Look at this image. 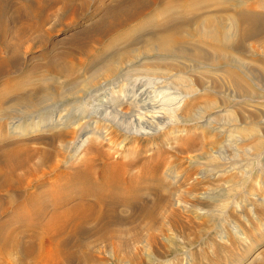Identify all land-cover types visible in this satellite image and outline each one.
Here are the masks:
<instances>
[{
  "label": "rangeland",
  "instance_id": "1",
  "mask_svg": "<svg viewBox=\"0 0 264 264\" xmlns=\"http://www.w3.org/2000/svg\"><path fill=\"white\" fill-rule=\"evenodd\" d=\"M86 1L89 5L84 17L75 20L72 26L63 27L59 32L54 31L51 36V42L55 43V46L50 47L52 52L59 55L71 53V61L75 64L79 56L73 51L71 42L81 38L82 43L90 42L94 35L87 34L88 29L100 16L91 19L88 15L95 7L102 8L117 0ZM199 1L203 8L211 6L217 7L218 10L225 4L224 0ZM58 7L59 5L55 9ZM171 14L174 20L178 19L174 10ZM52 16L50 24L56 21L55 16ZM261 16L264 18V13H261ZM154 18L151 20L154 21ZM61 19V23L67 22L65 17ZM156 19L159 21L163 17L156 16ZM137 25L140 26V23L131 24L133 29L128 27L129 29L122 30L125 31L123 34L128 35L127 43L152 31L148 25L142 29H134ZM29 42L31 45L35 43L34 36L30 37ZM261 43L264 44V38L260 42H250L249 46L246 44L245 54L240 57L243 62H247L244 65H247V69L254 73L255 77L251 83L255 94L246 98L247 101L226 90V83L217 78V67L212 69L205 64V69L204 64H200L199 67L193 68L191 63L176 60L175 63L183 62L180 63L179 71L169 68L147 71L143 68H146L145 63H149L152 57L149 54L144 60L140 59L142 66H139V63L131 66L134 68L128 72L129 75L122 74L118 78L120 81L107 85L109 91L106 98L94 95L97 92L93 91L103 83V80L99 79L97 86H91L92 89L89 87V90L82 92V87H77L76 92H79L76 97H68L59 104L55 103L57 105L54 102L49 106L44 105L39 111L41 116L27 120L23 118L24 125L16 128L24 134L20 137L9 138V129L4 125L2 138H7L4 141L20 142L19 144L26 146L24 148L34 152L30 157H34L33 161L29 159L31 163L28 161V165L34 163L30 167L38 166L39 171L36 170V173H39L40 169L42 171L44 166V170L46 167L48 170L55 162L58 163L57 169L74 166L82 163L88 156L96 158L95 162L93 160L96 166L100 157L93 156L94 152L89 149L96 145L99 153L110 156L113 161L125 162L126 169L129 166L127 174L130 176L123 182L135 192L136 201L133 199V202H129L130 205L115 203V208L113 206L110 209L105 207L106 213H114V223L87 221L88 223L80 224L77 231H71L73 234L69 228L65 229L66 232L59 237L68 238V245H71L77 254L68 264H264V71L259 64V61L264 60V46ZM134 47L140 49L138 45ZM206 49L208 54L211 53ZM39 52L38 48H33L26 54L21 52L17 64L15 63L18 73L25 66L39 64V60L33 61ZM39 69L41 72L36 71L30 78L31 81H37L40 77L45 80L48 77L42 67ZM16 73L13 74L16 76ZM4 80L5 76L0 75V83ZM47 80L43 83L51 86L50 80ZM60 83L67 82L60 79ZM138 88L142 89L141 92ZM127 90L132 91V95L136 91L143 94L134 96L136 98L133 104L137 106V114L112 118L108 113L109 105L126 95ZM10 99L7 95L5 102ZM130 108L131 105L127 102L118 105L121 111H128ZM44 109L51 112L46 113L47 117L44 115ZM59 116L62 117L61 121ZM49 118L51 127L43 128L45 131L40 129L36 122L47 121ZM113 120L121 123L115 122V126ZM24 121L29 122L27 126ZM63 123H70L72 127L83 126L90 131L88 138L74 152L69 162L67 157L70 150L65 151L62 143L67 137L63 138L62 142L56 138L48 143L52 134L62 130ZM98 134L103 138L100 139ZM52 148L55 149L54 153ZM37 151L49 152V157H46L49 161H46V158L41 159ZM145 160L152 165L147 173L141 171ZM45 173L46 175H43L40 172L38 177L34 176L41 179L36 181L46 182L45 186L40 184L37 190L42 191L47 186L51 188L58 180L54 172L48 171L50 175L47 171ZM130 177L132 182H129ZM8 193L4 192L2 195L4 200L10 196ZM22 194L16 196V201H19ZM138 206L146 210L140 212L142 207ZM16 207L18 204L14 205V208ZM1 217L0 220H8L6 214L2 219ZM6 222L0 228V264L31 263V258H27L23 263L22 255L15 248L12 247V251H4L1 248L2 243L14 235L21 236V242L27 243L30 236L25 225L28 222L16 218H10V221ZM37 227V235L40 233L43 236ZM78 238L83 239V242Z\"/></svg>",
  "mask_w": 264,
  "mask_h": 264
},
{
  "label": "bare ground",
  "instance_id": "2",
  "mask_svg": "<svg viewBox=\"0 0 264 264\" xmlns=\"http://www.w3.org/2000/svg\"><path fill=\"white\" fill-rule=\"evenodd\" d=\"M59 1L0 0V75L5 76V80L0 83V217L6 214L8 218V220H3L1 217L0 228L4 222L10 221V218L25 220L28 222L25 229L30 236L27 243L21 242V236L9 237L10 240L3 242L1 248L4 251H12V247L15 248L22 255L23 263L27 258H31V263L28 264H62L63 262L68 264L77 254L71 245H68V238L59 237L65 229L69 228L70 232H75L80 224L87 221L112 223L116 217L112 215L114 213H106V208H112L115 203L128 205L129 202H133V199H137V196L127 186V183L123 182L130 176L127 174L129 166L126 169L125 162L113 161L109 158L110 156L99 153L100 150L95 148L97 145L89 148L94 152L93 156L100 157L96 166L94 163L96 158H90L91 156H88L91 160L87 157L80 164L62 169H57L58 163L55 162L49 166L48 170H46L47 167L45 170L49 175L54 172L58 180L51 188L47 186L42 191L37 190L36 188L40 184L45 186L46 182L36 181L37 178L34 176L38 177L40 172L46 175L45 166H40L43 170L40 169V172L36 173L38 166L30 167L34 165L33 162L30 166L28 165L29 159L33 161L34 157H30L34 152L24 148L26 146L19 144L20 142L4 141L7 139L6 137L2 138L4 125L9 129V138L20 137L24 134L17 131L16 128L24 125L23 118L27 120L41 116L39 111L44 105L48 104L49 106L52 102L59 104L60 101L68 97H76L79 92H76L77 87L81 86L82 90L80 91L83 92L96 85L99 79H102L103 83L93 91L97 92L94 95L107 97L109 91L107 85H113V82L120 81L118 78L122 74L132 71L134 67L131 68V66L138 63L139 66H142L140 59L144 60L145 56L149 54L152 57H150L149 63H145L146 68H143L147 71L160 68L179 71L180 63L183 62L175 63L176 60L191 63L193 68L199 67L200 64H204V68L206 65L212 69L217 67L215 70L219 75L217 78L226 83V90L245 100L255 94L251 84L255 77L254 73L252 74L247 69V65H244L247 62H243L240 57L245 54L246 44L253 41L260 42L264 38V18H261V13H264V0H224L225 4L221 5L219 10L217 7L211 6L203 8L199 5V0H117L102 8L95 7L88 15L91 19L97 15L100 16L92 22L91 28L88 29L87 34L94 35L90 42L82 43V38L71 42L73 51L79 56L75 64L71 61V53L66 52L59 55L52 52L53 49L50 47L55 46V43L51 42V36L54 31L59 32L63 27L72 26L75 20L84 17L89 4L86 0ZM57 5L59 7L55 9ZM173 10L178 19H173L171 14ZM50 15H53V18L55 16L56 23L50 24ZM156 16L163 17V19L157 21V19L155 20ZM61 17H65L68 23H61ZM153 17H155L154 21L151 20ZM136 22L140 23V26L137 25V28L135 26L134 29H142L148 25L151 26L152 31L127 43L128 35L123 34L125 31L122 30L133 29L130 26ZM84 32L86 34V30ZM31 36H34L35 40L33 45L29 42ZM86 36L89 37V35ZM136 45L140 49H135ZM261 45L264 46L262 43ZM205 47L211 53L208 54ZM33 48H38L40 51L33 61L37 59L40 63L25 66L26 68L19 70L18 73L15 63L20 53L26 54ZM252 53L254 54V51ZM27 62L30 63L29 60ZM259 62L264 71V60ZM41 67L48 76L46 78H49L51 86L43 83L47 80L46 78L45 80H41V77L38 80L36 78L37 81L30 80ZM15 72H17L16 76L13 74ZM60 79L66 80L67 83L61 84ZM141 90L140 88L139 91L141 92ZM139 91L132 95V91L127 90L125 98L121 96L120 99L111 103L108 112L112 115L111 117H129L137 114L138 110H135L137 106H134L133 100L136 98L134 96L140 94ZM7 95L11 97L9 102H5ZM124 102L131 105L128 111L118 109V105ZM43 111L42 114H44ZM48 112L45 111L46 117ZM109 117L106 116V118ZM60 119L62 117L59 116V121H61ZM111 121L109 120V122ZM120 121H114L115 126H117V122L121 123ZM24 123L26 125L29 122L24 121ZM36 123L40 125V129H43L50 126L51 122L49 118L47 121L40 120ZM63 124L62 130L52 134L48 143L56 138L62 142L63 138L67 137L68 139L62 143H64L65 151L70 150V155L67 157L69 162L73 158L74 152L88 138L87 134L90 131H87L83 126L72 127L70 123ZM71 125L73 124L71 123ZM98 135L100 136V134ZM51 144L49 146L52 147ZM45 151H37L38 156L40 153L41 159L44 160L47 156L49 157V152ZM85 156L87 155L85 154ZM51 158L52 156L49 159ZM46 159L49 161L48 158ZM145 161L141 165L143 173H147L152 167L151 163H147L149 159ZM133 179L135 180V178ZM37 180H41L40 177ZM62 182L63 184H60ZM129 182H132V177L129 178ZM4 192L10 193L8 199L4 200V196H2ZM20 193L23 194L20 195L19 201H16V196ZM119 193L122 197H118ZM16 204L18 207L14 208ZM141 210L145 211L146 209L142 207L139 211L141 212ZM142 213L144 212L142 211ZM111 223L109 225H112ZM5 226L4 228H6ZM36 227L43 236L40 233L37 235ZM99 231L101 230L99 229ZM23 234L25 233L23 232ZM74 239L76 238L74 237Z\"/></svg>",
  "mask_w": 264,
  "mask_h": 264
}]
</instances>
